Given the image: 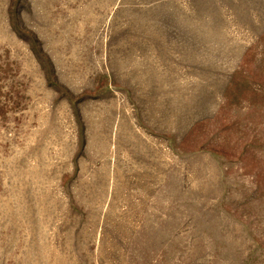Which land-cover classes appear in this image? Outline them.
Instances as JSON below:
<instances>
[{
	"label": "rangeland",
	"instance_id": "rangeland-1",
	"mask_svg": "<svg viewBox=\"0 0 264 264\" xmlns=\"http://www.w3.org/2000/svg\"><path fill=\"white\" fill-rule=\"evenodd\" d=\"M0 264H264V0H0Z\"/></svg>",
	"mask_w": 264,
	"mask_h": 264
}]
</instances>
